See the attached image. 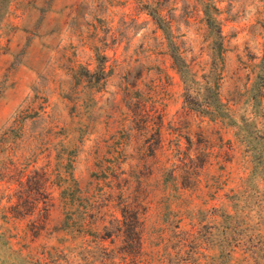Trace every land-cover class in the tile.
Instances as JSON below:
<instances>
[{"label":"rangeland","instance_id":"obj_1","mask_svg":"<svg viewBox=\"0 0 264 264\" xmlns=\"http://www.w3.org/2000/svg\"><path fill=\"white\" fill-rule=\"evenodd\" d=\"M0 235L8 264L262 249L264 0H10Z\"/></svg>","mask_w":264,"mask_h":264},{"label":"trees","instance_id":"obj_2","mask_svg":"<svg viewBox=\"0 0 264 264\" xmlns=\"http://www.w3.org/2000/svg\"><path fill=\"white\" fill-rule=\"evenodd\" d=\"M9 3H10V0H0V29L7 15ZM220 46L222 48V45ZM181 62L182 61L180 59H178L177 57H174V63L180 73L182 72ZM226 219L231 220V219H235V217L231 215H227ZM241 221L245 222L246 220L243 219ZM247 236L248 235H241L242 238H241L240 244L247 241ZM257 237L258 235H256V237L254 238H257ZM258 242L261 243L262 249H260L257 245H255L251 250L244 251V254L242 255V260H241L243 264H262L261 262L262 260H264V236H259ZM239 246H243V245H239ZM5 249L9 251L8 252L9 258H12L14 257V255H16V253L11 251L10 243L7 241V239L4 238L2 235H0V264L9 263V258L7 254L4 255L5 254L4 251H6ZM21 260L23 264H27V262L24 259L21 258Z\"/></svg>","mask_w":264,"mask_h":264}]
</instances>
